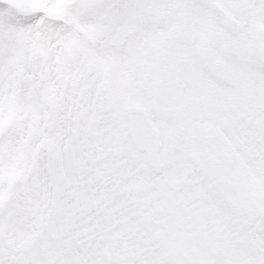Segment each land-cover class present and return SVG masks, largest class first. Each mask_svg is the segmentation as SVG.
I'll list each match as a JSON object with an SVG mask.
<instances>
[{
    "label": "snow or ice",
    "instance_id": "6c2138e0",
    "mask_svg": "<svg viewBox=\"0 0 264 264\" xmlns=\"http://www.w3.org/2000/svg\"><path fill=\"white\" fill-rule=\"evenodd\" d=\"M0 264H264V0H0Z\"/></svg>",
    "mask_w": 264,
    "mask_h": 264
}]
</instances>
